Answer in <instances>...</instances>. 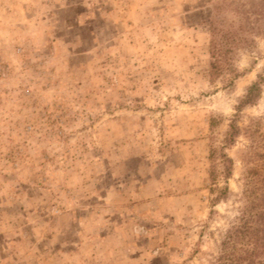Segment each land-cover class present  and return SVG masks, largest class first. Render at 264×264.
<instances>
[{
    "label": "rangeland",
    "instance_id": "374dc122",
    "mask_svg": "<svg viewBox=\"0 0 264 264\" xmlns=\"http://www.w3.org/2000/svg\"><path fill=\"white\" fill-rule=\"evenodd\" d=\"M222 1L0 0V264H223L264 160L241 136L216 186L210 153L264 77V35L212 79ZM242 110L264 116V84Z\"/></svg>",
    "mask_w": 264,
    "mask_h": 264
},
{
    "label": "trees",
    "instance_id": "16d2710c",
    "mask_svg": "<svg viewBox=\"0 0 264 264\" xmlns=\"http://www.w3.org/2000/svg\"><path fill=\"white\" fill-rule=\"evenodd\" d=\"M214 15L210 23V53L212 58L211 78H219L223 74L237 75L234 69V56L245 45L255 43V37L264 35V0H223L214 7ZM230 12L238 22L226 23L223 17ZM264 77L259 76L247 90L240 102L238 114L230 120L228 130L224 135L222 147L212 148L210 160V180L212 185H218L220 177L229 179L233 175L234 160L225 152L233 148L241 136L249 138L251 146L247 148L248 158L244 162H251L257 158L264 160V116L250 119V125L241 126L239 113L244 107L258 103L263 92ZM212 120V127L215 125ZM220 152V159L218 153ZM222 162L223 170H219ZM256 171L254 181L248 183L246 190V204L242 207L237 223L227 232L222 243L220 263L223 264H264V165ZM250 187V189H249ZM231 249L227 255L225 250Z\"/></svg>",
    "mask_w": 264,
    "mask_h": 264
}]
</instances>
